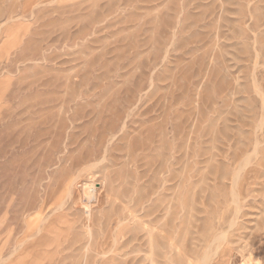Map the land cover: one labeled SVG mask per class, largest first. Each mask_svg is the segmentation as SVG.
Wrapping results in <instances>:
<instances>
[{"label":"rangeland","instance_id":"obj_1","mask_svg":"<svg viewBox=\"0 0 264 264\" xmlns=\"http://www.w3.org/2000/svg\"><path fill=\"white\" fill-rule=\"evenodd\" d=\"M0 264H264V0H0Z\"/></svg>","mask_w":264,"mask_h":264},{"label":"bare ground","instance_id":"obj_2","mask_svg":"<svg viewBox=\"0 0 264 264\" xmlns=\"http://www.w3.org/2000/svg\"><path fill=\"white\" fill-rule=\"evenodd\" d=\"M89 194H95L94 193V186L91 185V187L89 188ZM206 262V258L204 259V263Z\"/></svg>","mask_w":264,"mask_h":264}]
</instances>
